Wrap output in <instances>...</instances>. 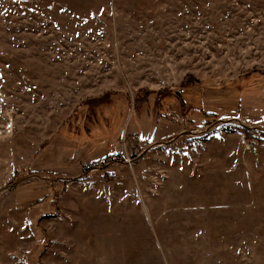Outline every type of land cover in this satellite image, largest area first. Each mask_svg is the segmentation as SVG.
<instances>
[{
	"label": "rangeland",
	"instance_id": "rangeland-1",
	"mask_svg": "<svg viewBox=\"0 0 264 264\" xmlns=\"http://www.w3.org/2000/svg\"><path fill=\"white\" fill-rule=\"evenodd\" d=\"M125 259L264 264V0H0V264Z\"/></svg>",
	"mask_w": 264,
	"mask_h": 264
},
{
	"label": "crops",
	"instance_id": "crops-1",
	"mask_svg": "<svg viewBox=\"0 0 264 264\" xmlns=\"http://www.w3.org/2000/svg\"><path fill=\"white\" fill-rule=\"evenodd\" d=\"M159 132V131H158ZM179 132V129H177V130H174L173 131V134L174 133H178ZM157 136H158V134H157ZM128 228V227H127ZM131 241V242H130ZM130 241H127V244H129V245H132V246H136V247H139V246H141L142 244H141V242L138 240V239H134V240H130ZM128 252V251H127ZM128 259H125V260H121V262H120V264H129L128 262ZM138 264V263H137Z\"/></svg>",
	"mask_w": 264,
	"mask_h": 264
},
{
	"label": "trees",
	"instance_id": "trees-1",
	"mask_svg": "<svg viewBox=\"0 0 264 264\" xmlns=\"http://www.w3.org/2000/svg\"><path fill=\"white\" fill-rule=\"evenodd\" d=\"M192 140H193V141H194V140H196V141H197V140H199V139L193 138ZM193 141H192V142H193ZM190 146H191V145H190Z\"/></svg>",
	"mask_w": 264,
	"mask_h": 264
},
{
	"label": "water",
	"instance_id": "water-1",
	"mask_svg": "<svg viewBox=\"0 0 264 264\" xmlns=\"http://www.w3.org/2000/svg\"><path fill=\"white\" fill-rule=\"evenodd\" d=\"M189 134H191V135H192L193 133H189Z\"/></svg>",
	"mask_w": 264,
	"mask_h": 264
}]
</instances>
